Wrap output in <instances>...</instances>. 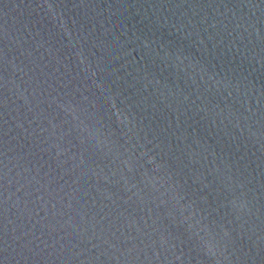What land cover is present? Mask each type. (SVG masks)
Segmentation results:
<instances>
[{"label":"water","instance_id":"95a60500","mask_svg":"<svg viewBox=\"0 0 264 264\" xmlns=\"http://www.w3.org/2000/svg\"><path fill=\"white\" fill-rule=\"evenodd\" d=\"M0 264H264V0H0Z\"/></svg>","mask_w":264,"mask_h":264}]
</instances>
